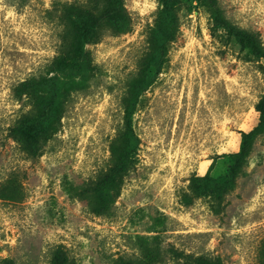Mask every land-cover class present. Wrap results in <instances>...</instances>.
Instances as JSON below:
<instances>
[{"label": "rangeland", "instance_id": "1", "mask_svg": "<svg viewBox=\"0 0 264 264\" xmlns=\"http://www.w3.org/2000/svg\"><path fill=\"white\" fill-rule=\"evenodd\" d=\"M259 104L264 0H0V264H264Z\"/></svg>", "mask_w": 264, "mask_h": 264}, {"label": "trees", "instance_id": "2", "mask_svg": "<svg viewBox=\"0 0 264 264\" xmlns=\"http://www.w3.org/2000/svg\"><path fill=\"white\" fill-rule=\"evenodd\" d=\"M67 9L69 10H74L76 11V8L75 6H70L68 7ZM112 16L111 12L109 13H106V14H102L100 16H96V15H91L90 16V19L93 20L95 23H97L98 25L99 24H102L103 22L107 21L110 17ZM68 18H72L71 15L68 16ZM73 22V21H72ZM74 23V22H73ZM75 25V24H74ZM234 31V30H232ZM233 33H236V32H233ZM237 36V39L239 41V44L241 45V47L243 48H249L251 49L255 54H258L260 55V46H258L255 42V39L251 36H247V35H242V34H235ZM77 38H79L78 36V33L76 32L75 35H74V40L77 41ZM258 108V111L260 113V116L262 117L263 116V113H264V110H263V104H259L257 106ZM24 142L27 144V145H30L31 146V143H33V141L29 138V137H26L23 139ZM125 159L126 157H124L123 161H122V165L124 164L125 165ZM125 167L123 166V170H121L122 173L125 172L126 169H124ZM98 213H100L98 211ZM129 264H135V262H132V261H129L128 262ZM56 264V263H54Z\"/></svg>", "mask_w": 264, "mask_h": 264}]
</instances>
